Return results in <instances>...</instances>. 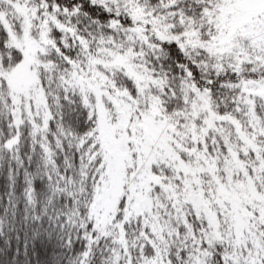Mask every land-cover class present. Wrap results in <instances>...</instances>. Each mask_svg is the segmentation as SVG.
<instances>
[{
  "label": "snow or ice",
  "instance_id": "1",
  "mask_svg": "<svg viewBox=\"0 0 264 264\" xmlns=\"http://www.w3.org/2000/svg\"><path fill=\"white\" fill-rule=\"evenodd\" d=\"M0 264H264V0H0Z\"/></svg>",
  "mask_w": 264,
  "mask_h": 264
}]
</instances>
